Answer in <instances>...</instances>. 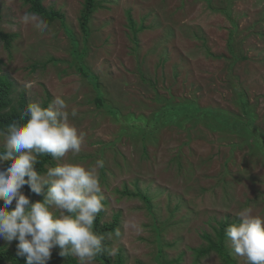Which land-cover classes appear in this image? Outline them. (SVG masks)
Instances as JSON below:
<instances>
[{
	"label": "rangeland",
	"instance_id": "obj_1",
	"mask_svg": "<svg viewBox=\"0 0 264 264\" xmlns=\"http://www.w3.org/2000/svg\"><path fill=\"white\" fill-rule=\"evenodd\" d=\"M43 4L62 13L65 27L55 20L40 33L23 22L32 13L28 4L0 0V30L15 34L9 47L0 38V74L11 80L13 100L24 92L29 104L49 106L59 96L69 113L77 112L69 123L84 134L80 152L47 167L76 163L90 169L103 161L96 169L103 220L120 214V235L108 237L117 250L112 261L120 254L123 264H224L215 252L195 261L192 248L204 245L202 233H213L219 221L237 222L245 208L264 218V0H97L86 40L79 26L83 0ZM130 19L141 27L135 34ZM231 21L236 59L228 50ZM73 36L79 50L85 46L80 59ZM80 63L98 76L102 106L77 69ZM240 89L256 111L252 136L213 131L203 122H168L145 138V122L129 119H150L163 102L155 95L238 112ZM124 186L146 194L151 209L141 198L123 195ZM41 199L34 194L33 202ZM55 250L48 264H59ZM232 254L236 264H245Z\"/></svg>",
	"mask_w": 264,
	"mask_h": 264
},
{
	"label": "clouds",
	"instance_id": "obj_2",
	"mask_svg": "<svg viewBox=\"0 0 264 264\" xmlns=\"http://www.w3.org/2000/svg\"><path fill=\"white\" fill-rule=\"evenodd\" d=\"M23 22L40 33L50 30L46 20L32 13H26ZM66 109L59 96L48 107L33 102L20 119L0 128V240L17 241L16 255L26 264H48L53 249L64 259L76 257L78 264H94L98 255L114 256L117 251L107 248L106 237L93 229L104 209L96 171L103 161L90 169L76 163L48 166L43 173L36 168L41 156L61 161L68 153L80 152L84 134L69 123L77 112ZM24 186L42 199L30 201ZM224 232L245 264H264V218L245 208Z\"/></svg>",
	"mask_w": 264,
	"mask_h": 264
},
{
	"label": "trees",
	"instance_id": "obj_3",
	"mask_svg": "<svg viewBox=\"0 0 264 264\" xmlns=\"http://www.w3.org/2000/svg\"><path fill=\"white\" fill-rule=\"evenodd\" d=\"M21 1L28 4V9L30 12L46 20L48 24L55 20H59L65 27L62 13L57 9L45 6L43 4V0ZM207 1L210 2V0ZM96 5L97 0H83V9L81 10L79 17V26L83 34V40H86L89 35V21L96 8ZM231 24L232 29L229 34L228 50L236 59L238 56L235 52L233 44V35L236 28V23L231 21ZM130 26L134 34L138 31V29L141 28L138 27V29H136L131 19ZM14 36L15 34L13 33H7L0 30V38L4 41L6 47L10 46ZM78 45V40L73 36L74 53L80 59L83 57L85 52V46L79 50ZM207 55L211 57H218V55H215L210 51H207ZM77 67V69L92 84L93 89L96 91L97 94L95 96V102L102 106L104 104V100L100 91V82L98 80V76L88 70L83 63H80ZM11 93V80L7 75L0 74V128L6 126L13 120L20 119L22 113L26 110L29 104L24 92L19 93L16 100H13ZM153 98L157 101L163 102L152 112L150 119H145L143 115L136 117L135 115L130 114L129 116V119H142L145 122V125L142 126L140 130L145 138L153 132L152 127L156 126L157 124H166L168 122H173L177 125H182L185 122H192V125L198 122H203L207 128L213 131L220 129L236 134L243 133L244 135L249 136H252L251 134H255L257 130L254 129H258V127L254 126L253 124L256 118V111L252 105L249 104L247 96L242 89L235 90V102L238 104L241 110L238 112L220 106H202L193 98L178 99L177 101L172 100L171 95L169 97H159L155 95ZM41 106L48 107V104L45 102L41 104ZM108 110L116 117L120 114V111L117 108L108 107ZM21 122H23V120H21ZM145 126L150 127V130H148ZM39 161L40 162L36 165V168L39 172L43 173L47 168V165L53 162V159L49 156H41L39 157ZM22 191L30 198V201L33 202L34 193H32L27 186H24ZM120 191L127 197L137 196L141 198L146 203L148 209H151L150 198L146 194L140 191H129L126 186H124ZM104 202L105 201L102 200V203ZM103 213V211L98 213L93 229L97 233L103 234L106 237L104 243L106 247L110 249V240L108 237L118 230L120 225V214L118 212L114 213L110 221H104ZM228 225L229 222L227 221H219L218 225L213 227V233H202V237L206 243L204 245L192 248L195 261H199L202 257L210 254L211 252H215L224 264H236V260L232 254L233 251L230 247H228L226 242L227 238L225 237L224 230ZM156 230L157 234H159V228L156 227ZM17 243L18 242L14 240L12 244L8 246L5 243L2 244L0 242V264H26L24 257L16 255ZM159 255H162L160 248L158 251V257ZM53 258L55 262H58L59 264H78L76 257L69 256L66 259L60 257L58 255V249L55 250ZM95 261L97 264H123V258L120 254H118L114 258V261H112L110 255L107 252L103 255H98L95 258ZM161 263L162 262L158 260V264Z\"/></svg>",
	"mask_w": 264,
	"mask_h": 264
}]
</instances>
